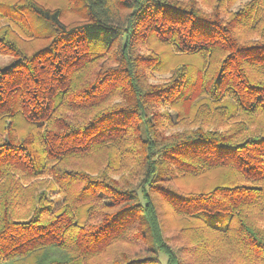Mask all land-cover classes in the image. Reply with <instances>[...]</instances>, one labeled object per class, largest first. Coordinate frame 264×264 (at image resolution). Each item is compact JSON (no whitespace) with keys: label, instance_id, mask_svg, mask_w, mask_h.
<instances>
[{"label":"trees","instance_id":"obj_1","mask_svg":"<svg viewBox=\"0 0 264 264\" xmlns=\"http://www.w3.org/2000/svg\"><path fill=\"white\" fill-rule=\"evenodd\" d=\"M202 2L210 13L197 0H67L68 8L0 0V20L33 43L25 49L0 28V55L12 59L0 67V264H193L206 244L184 235L189 243L173 246L163 206L179 235L195 220L242 250L248 264H264V235L249 219L264 210V130L221 133L201 122L166 135L172 115L158 112L198 107L190 115L197 122L210 107L264 114V25L245 23L260 25L263 1L234 13L224 0ZM68 11L77 19L65 21ZM238 29L261 40L243 43ZM149 41L201 63H177L169 83L148 85L145 70L166 65L138 53ZM207 57L209 74L201 68ZM114 95L122 104L88 113ZM108 145L136 166L130 180L68 163ZM216 169L223 172L208 190L174 186L181 176ZM42 176L53 189L37 190ZM55 193L59 208L48 196ZM94 204L108 211H89ZM124 238L139 250L111 248Z\"/></svg>","mask_w":264,"mask_h":264},{"label":"rangeland","instance_id":"obj_2","mask_svg":"<svg viewBox=\"0 0 264 264\" xmlns=\"http://www.w3.org/2000/svg\"><path fill=\"white\" fill-rule=\"evenodd\" d=\"M3 2H8L9 0H1ZM38 2L44 3L45 6L54 7V6H61L68 8L67 0H36ZM259 4L260 0H224V7L227 9V12L234 13L239 9L245 7L247 4H250L251 7L254 8V4ZM263 1V13L260 16V25L254 26L250 25V19L245 18L246 26L254 27L255 29L261 31L260 29L264 25V0ZM200 5H202L201 9L210 13L211 9L208 6H205L202 0H197ZM204 5V6H203ZM65 8V11L67 9ZM226 18V16H225ZM77 19V17L70 13L69 11L65 14V21H73ZM8 27L9 31L12 33L10 36L11 38L24 47L25 43L28 45L25 47L28 48L32 45V42L26 40L24 36H22L14 27L9 25L6 20H0V28ZM243 29H238L237 33L241 32L239 37L243 43H251L261 40V36L258 33L253 31L244 32ZM247 31V30H245ZM138 53L141 55H151V56H161L166 60V65L158 70H145L144 81L151 86H160L170 82L173 72L172 69L177 63H182L186 61H194L195 63H201L200 60L195 59L194 57L184 56L181 57L174 46H163L158 44L157 42L149 41L145 44H141L138 46ZM195 59V60H194ZM10 60V57L0 55V67L6 65ZM209 57L205 58V63L202 65V72L209 74L211 73V68L209 67ZM122 104L121 98L117 95H114L113 98L108 100L106 104L97 107L96 109L89 110L88 113H96L98 111L103 110L105 107L115 106ZM198 107L192 106H180L178 110L175 108L169 107H162L158 109V112L166 115L171 116L172 119H166L163 122V129L164 134L166 135H173L176 133L181 132H189L196 130L197 127L201 126V122H207L203 125L205 130H214L221 133H237L242 135H248L249 133H253L254 131L259 132L258 130H264V114L263 115H250L246 114L241 110H234L233 112L229 113V110L222 112L223 108L218 109L215 111L213 108H207L199 110L197 113L198 115V122L196 115L190 117V115L196 111ZM176 111H179L176 113ZM201 111V112H200ZM177 114L173 116V114ZM164 119V118H163ZM162 119V120H163ZM217 126V127H216ZM5 138L4 133L0 131V140ZM112 145L106 146V148H101L96 152L94 156H90L85 160L81 159H72L68 163L71 167L74 168H81L85 171L91 173L93 176L103 175L106 174L109 178H113L118 181L130 180V174L133 173L136 169V166L133 165L131 161L124 162V159H120V151L114 148H111ZM125 149V148H124ZM129 153H130V146H129ZM123 161V162H122ZM121 162V163H120ZM66 163V162H65ZM66 165H68L66 163ZM223 170H209L205 171L200 176H181L175 182V187L179 189L181 192H196L198 190H208L214 180L218 177ZM237 182L241 183V179H237ZM36 183L37 190L39 192L43 191L44 189L51 190L53 186L50 183V179L47 176L38 177L34 180ZM51 196L53 201H56V208L62 206L60 201L61 195L58 194H48ZM89 211H97V210H105L106 208L103 207L101 204H94L89 205ZM86 207V208H87ZM85 208V209H86ZM165 214L162 217L164 223V237L169 238L171 240V244L175 247L188 244V240L183 238L184 235H189V239L193 244H201L205 243L206 248L203 251L197 252L199 256L193 258L191 261L193 264H248V261L245 260L247 258L246 254L244 255L242 250H238L235 247H231V245L226 244L223 238L220 235L200 227L195 220H189L188 224H194L196 227H192L191 232L189 228L187 231H184L183 234H178L177 227L175 225V217L167 210L165 206L161 209ZM85 211V210H84ZM108 211V210H105ZM82 219V218H81ZM250 221L252 225L258 227L260 230L259 232L264 235V210L258 212H252L250 216ZM94 222V219L84 220ZM186 224V223H185ZM189 232L190 234H187ZM122 239V238H121ZM118 240L115 245H112V249H123L127 251H137L139 248L135 244H126V238L123 240ZM162 262H165V257H160ZM250 264V262H249Z\"/></svg>","mask_w":264,"mask_h":264}]
</instances>
